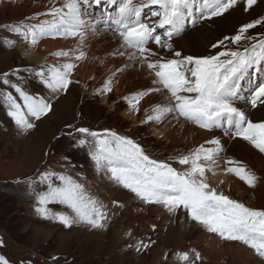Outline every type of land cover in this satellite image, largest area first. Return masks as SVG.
I'll list each match as a JSON object with an SVG mask.
<instances>
[{"label": "snow or ice", "instance_id": "snow-or-ice-1", "mask_svg": "<svg viewBox=\"0 0 264 264\" xmlns=\"http://www.w3.org/2000/svg\"><path fill=\"white\" fill-rule=\"evenodd\" d=\"M236 3L237 0H62L58 7L52 3L46 11L4 25L3 29L18 38H5V44L10 46L25 42L34 47L49 37L76 41V47L51 54L66 57L65 62L26 69L53 95L67 92L71 84L79 83L73 80V74L76 62L86 59L83 49L90 38L101 32L110 34L117 41L110 55L126 56L131 66L146 68L152 76V87L124 98L131 112H140L146 96L161 93L163 99L144 110L142 123L182 121L211 136L186 152L156 159L140 143L114 130L97 132L68 125L78 134L73 136L75 146L86 148L98 172L103 171L110 181L143 204L160 206L171 215L183 212L208 233L245 245L264 258V208H253L231 198L219 187L224 179H218L217 185L210 180L234 176L254 188L261 179L241 158L228 154L224 138L246 142L264 154V34H259V38L246 35L257 25H264V18L242 25L235 35L217 37L210 43L216 51L207 55L199 54L200 42L191 31L202 22L221 17ZM246 3L250 8L256 0ZM92 4L103 5L104 12L93 18L88 10ZM182 40L193 49L191 54L185 52ZM128 66L116 68L96 90L97 94L112 92L116 74ZM19 73L16 69L0 76L4 86L0 89V106L27 134L53 105L43 96L30 94ZM10 76H16V82ZM6 89L14 90L15 95ZM28 182L30 187L37 183L32 178ZM38 183L41 189L31 193L38 216L66 228L83 224L91 229H106L110 219L108 206L67 171H40ZM117 204L113 201L114 206ZM50 205L68 211H53ZM148 247L144 240L136 241L137 251ZM175 256L180 264H203L196 249L178 251ZM0 264L10 262L0 255Z\"/></svg>", "mask_w": 264, "mask_h": 264}, {"label": "rangeland", "instance_id": "rangeland-1", "mask_svg": "<svg viewBox=\"0 0 264 264\" xmlns=\"http://www.w3.org/2000/svg\"><path fill=\"white\" fill-rule=\"evenodd\" d=\"M52 3L58 7L62 0H0V76L19 69V74L25 78V89L30 94L45 97L53 105L46 116L35 121L36 127L27 134L17 128L5 108L0 106V240L3 242L0 245V255L10 264H27L28 261L31 264H180L175 256L176 252L196 249L203 257V264H264V258L257 256L254 250L208 233L183 212L171 215L160 206L143 204L134 194L110 181L103 171L98 172L86 148L75 146L73 136L78 134L68 125L88 127L97 132L114 130L140 143L156 159L186 152L208 138L194 139L185 134L178 142L174 138H177L180 127H173L176 129L165 132L167 127L163 122L142 123L145 119L144 110L150 109L163 98L152 93V96L148 95L141 101L140 112L132 113L124 98L141 90L132 85V77L122 80L120 84L114 78L112 92L97 94L96 90L102 86V82L111 76L113 65L105 71V63L90 60V65L83 70V76L80 68L74 70L73 80H78L79 83L74 82L67 92L57 95H53L38 78L30 77L26 69H39L42 65L62 61L59 57L43 64L28 61L26 54L18 50L19 45L23 46L25 42H17L14 46L5 44V38H18L5 31L3 26L25 21L26 17L46 11ZM102 12V9L90 8L93 18L100 16ZM260 18H264V0H256L250 8L247 7L246 0H237L236 5L228 12L213 18L212 21H222L215 29L216 36L199 49V54L215 52V49L210 48V43L217 37L222 39L224 36L235 35L242 25ZM212 21H208V25ZM202 23L197 26L201 27ZM259 34H264V25H257L246 33L257 38ZM98 35L101 36L102 32ZM69 46L67 44L58 48L70 49ZM230 47L235 48V45ZM184 50L188 54L193 51L187 48ZM94 62L97 64L94 74L88 76ZM84 76H88L85 84L82 81ZM96 77L97 82L93 86ZM9 78L16 82V76ZM149 87L151 85L146 86ZM2 88L4 86L0 84V89ZM6 90L13 91L15 95L14 90ZM243 162L258 175L260 164L246 160ZM45 169L67 171L83 183L91 194L103 201L108 206L110 217L106 229H91L83 224L66 228L58 222L38 216L34 211L35 199L31 193L33 189H41L38 172ZM29 178L37 183L30 187ZM262 179L254 188L240 181L246 190L226 189L225 183L219 187L231 198L260 209L264 208ZM210 180L213 185H217L218 178L210 177ZM113 201L118 204L114 206ZM50 207L53 211H68L59 205ZM129 232L131 235H127ZM138 240H144L149 247L137 251L135 244ZM53 257L58 259L54 260Z\"/></svg>", "mask_w": 264, "mask_h": 264}, {"label": "bare ground", "instance_id": "bare-ground-1", "mask_svg": "<svg viewBox=\"0 0 264 264\" xmlns=\"http://www.w3.org/2000/svg\"><path fill=\"white\" fill-rule=\"evenodd\" d=\"M94 8V6L89 7V12L90 8ZM103 10V9H102ZM95 13V12H93ZM222 19H220L218 22L212 21L210 25H208V22H203L201 27L197 26L196 29H191L192 33L197 37V39L200 42V47H204L207 43L209 44L210 40L215 34V29L220 25V22ZM69 44V48L71 49L72 46L76 47V41L75 40H62L60 38H44L42 39L37 45L34 47H30L29 44L25 43L23 46L18 47V50L24 54H26V59L28 61H33L34 63H39L43 64L44 62L51 60H55L58 57H55L51 55L52 53H55L59 50H68L67 47H61L60 46H65ZM181 44L184 45V49L187 48L189 50H193L191 47H189L183 40L181 41ZM117 47V41L113 40L112 36L110 34H104L102 33L101 36L97 35L95 38H90L88 44L84 47V51L86 52L87 56L86 59L82 61H78V67L80 68V74L83 76L84 75V69H86L90 64V60H95L96 63L101 62L104 64V68H107L106 70L103 68V70L107 71L109 70L108 68L110 66H114V70L116 68H121L125 64H128L129 66L122 72H118L116 74L115 79L119 82L125 79H131L132 85L139 87V89L146 88L149 85H152V76L148 74V70L146 68H141L139 65L131 66V62L127 60V57H120V56H113L110 55ZM155 48V46H153ZM27 51V52H26ZM65 58V57H64ZM97 59V60H96ZM59 60L62 62H65L67 59H63L62 57H59ZM47 62V63H48ZM94 62V63H95ZM94 64L92 68L90 69L88 76L91 74H94V69L97 64ZM133 68V70H132ZM88 70V69H87ZM113 70V71H114ZM102 73V72H101ZM88 76L83 77V84L86 83ZM93 76V75H92ZM97 82V77L93 81V86ZM160 98H163L161 93H156ZM152 96V95H150ZM148 97V96H146ZM163 124L167 127V132L168 130L172 129L173 127H180L179 132L176 134L177 138L176 139L178 142L180 141V138L183 137V135L187 134V136H192L194 139L196 138H210L211 134L206 132L205 130L198 129L196 128L195 125L189 124V123H183L181 122H176L173 121L171 124H168V121H164ZM163 127V126H162ZM174 129V128H173ZM172 129V130H173ZM176 129V128H175ZM174 129V130H175ZM164 132V133H165ZM169 132V131H168ZM161 134V132H159ZM210 136H206V135ZM165 135V134H163ZM198 136V137H197ZM203 136V137H202ZM191 137V138H192ZM173 140V139H172ZM187 140V139H186ZM205 140V139H204ZM226 143V148L228 149V154L233 155L235 154L237 157L241 158L242 160L247 161H252L256 164H260L261 167L259 169L258 175L264 179V154L259 153L257 150L253 149L250 145H248L246 142H237V141H232L228 140L227 137L224 138ZM218 179H224L225 180V187L226 189H240V190H246L245 185H243L240 180L237 177L233 176H221ZM262 179V180H263ZM218 184V183H217ZM249 204H252L250 200L247 201Z\"/></svg>", "mask_w": 264, "mask_h": 264}]
</instances>
